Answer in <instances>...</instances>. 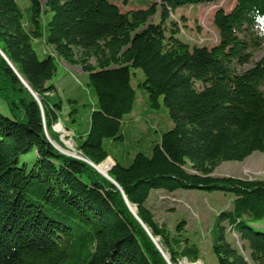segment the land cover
Returning <instances> with one entry per match:
<instances>
[{
  "label": "trees",
  "instance_id": "obj_1",
  "mask_svg": "<svg viewBox=\"0 0 264 264\" xmlns=\"http://www.w3.org/2000/svg\"><path fill=\"white\" fill-rule=\"evenodd\" d=\"M29 1L25 14L16 0H0V264L203 260L184 219L172 229L156 220L147 205L154 190L231 193L211 228L210 251L217 264H264V180L214 175L224 162L264 153V55L238 71L264 47V0H235L229 9L219 0H138L147 7L135 10L120 4L128 0ZM200 4H214L218 42L191 48L176 36L181 22L171 13ZM36 40L50 50L42 60ZM58 60L79 66L97 98L84 124L77 108L68 109L65 127L82 159L52 144L61 145L53 126L63 109L49 84ZM131 69L145 76L139 86L149 107L163 102L173 122L146 146L129 135L144 137L136 123L124 122L137 100ZM130 142L140 150L131 153ZM32 150L33 166H20ZM108 159L109 179L90 164Z\"/></svg>",
  "mask_w": 264,
  "mask_h": 264
},
{
  "label": "rangeland",
  "instance_id": "obj_2",
  "mask_svg": "<svg viewBox=\"0 0 264 264\" xmlns=\"http://www.w3.org/2000/svg\"><path fill=\"white\" fill-rule=\"evenodd\" d=\"M24 13L27 14L29 8V0H16ZM42 5L47 0H40ZM118 3L119 0H111ZM128 3H120L125 8L138 9L145 8L146 5L140 4L138 0H131ZM231 0H219V6L223 5L226 9L232 7ZM214 4L200 5H185L177 8L174 13H171V18L175 21H180L179 30L176 34L178 38L187 43L191 48L198 47H212L218 42V32L213 23ZM51 13L47 15V19L51 17ZM185 18V19H184ZM160 14H156L153 22L160 23ZM34 49L37 52L39 59H44L50 50L38 40L33 43ZM264 55V47L253 51V58L251 62L245 66L238 67L239 72H244L251 68L252 65L260 60ZM92 63H95L92 60ZM132 86L136 90L137 100L133 111L124 118V122L136 123L135 126L144 133V137L140 134L131 132L130 136H136L135 141L141 142V145L146 146L148 140H159L163 134L173 127V122L170 119L169 112L165 105L154 110L149 107L147 92L139 85L144 81L145 76L140 69H131ZM50 85L55 86L56 91L53 100L60 102L62 106L61 119L53 126V130L58 133L59 143H54L63 150L68 156L73 158H82L77 151L74 138V131L67 129L65 122H67V114L70 106L77 108L75 113L81 124H84L86 113H90V106H94L97 98L91 89L88 88V76L79 66H71L58 60V68L55 76L49 82ZM139 121V122H138ZM138 122V123H137ZM61 131L57 129L60 128ZM72 128H77L72 126ZM149 128H154L155 132L150 134ZM129 136V137H130ZM151 138V139H150ZM136 149L134 150V148ZM128 150L133 153L139 149L138 143L130 142L127 145ZM65 149V150H64ZM68 150V151H67ZM118 156H121L120 151H115ZM36 152L34 150L22 155L20 157L19 165L31 168L35 162ZM112 159V158H111ZM111 159L104 163H110L109 172L112 169L113 163ZM102 163V164H104ZM100 166V165H99ZM108 172V174H109ZM102 174V173H101ZM102 174L109 179V175ZM216 176H231L242 179H261L264 180V153L255 152L243 162H224L214 172ZM233 195L231 193L223 192H208L204 190H177L175 193H167L161 190H154L147 203L148 207L154 213L156 220L172 229L174 224L179 219H184L186 223L185 231L189 236L191 242L198 244L202 251V258L196 263L200 264H217L215 256L210 251V231L214 224L215 217L221 210L231 205ZM129 204V203H128ZM130 205V204H129ZM128 205V206H129ZM135 207V206H133ZM130 211L135 215L132 206H129ZM137 209V207H135ZM137 211V210H136ZM228 238L235 245L241 247V242L234 233L229 234ZM157 247L162 251L158 239H154ZM246 256L249 254L243 252ZM166 256V259L169 258ZM189 263L183 260L180 264ZM192 263V264H196ZM190 264V263H189Z\"/></svg>",
  "mask_w": 264,
  "mask_h": 264
},
{
  "label": "bare ground",
  "instance_id": "obj_3",
  "mask_svg": "<svg viewBox=\"0 0 264 264\" xmlns=\"http://www.w3.org/2000/svg\"><path fill=\"white\" fill-rule=\"evenodd\" d=\"M58 129H59V131H61V126H60V128L59 127H57ZM59 141V140H58ZM65 150V149H64ZM68 151V150H67ZM76 158V157H75ZM77 159H82V158H77ZM110 163H104V164H101L100 166H98V170L102 173V174H108V172H109V167H110ZM132 210H133V212L134 213H136V209H135V207H133L132 206ZM185 264H189V263H187V262H185ZM196 264H200V263H196Z\"/></svg>",
  "mask_w": 264,
  "mask_h": 264
},
{
  "label": "water",
  "instance_id": "obj_4",
  "mask_svg": "<svg viewBox=\"0 0 264 264\" xmlns=\"http://www.w3.org/2000/svg\"><path fill=\"white\" fill-rule=\"evenodd\" d=\"M23 82L27 85V83L25 82V80H23ZM28 86V85H27ZM29 87V86H28ZM30 89V88H29ZM31 90V89H30ZM33 95H34V97L39 101V99H38V97H37V95L36 94H34L33 93ZM52 144L54 145V143L52 142ZM55 146V148L58 150V151H60L62 154H64V155H66V153H63L64 151L63 150H61V148H59L58 146H56V145H54ZM63 151V152H62ZM68 156V155H67ZM70 157H72V156H70ZM90 163V162H89ZM93 167H95L96 169H97V171L99 172V173H101L99 170H98V166H95V165H93L92 163H90ZM129 205V204H128ZM130 206V205H129ZM137 210V209H136ZM135 215H136V213H135ZM153 241L155 242V240H154V238H153ZM166 257V256H165ZM168 260V259H167Z\"/></svg>",
  "mask_w": 264,
  "mask_h": 264
},
{
  "label": "crops",
  "instance_id": "obj_5",
  "mask_svg": "<svg viewBox=\"0 0 264 264\" xmlns=\"http://www.w3.org/2000/svg\"><path fill=\"white\" fill-rule=\"evenodd\" d=\"M66 125V124H65Z\"/></svg>",
  "mask_w": 264,
  "mask_h": 264
}]
</instances>
